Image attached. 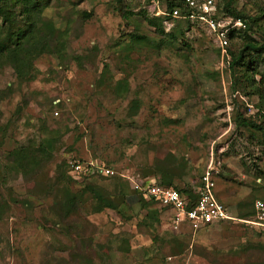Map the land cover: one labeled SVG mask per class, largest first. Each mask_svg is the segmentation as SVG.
Instances as JSON below:
<instances>
[{"label":"rangeland","instance_id":"374dc122","mask_svg":"<svg viewBox=\"0 0 264 264\" xmlns=\"http://www.w3.org/2000/svg\"><path fill=\"white\" fill-rule=\"evenodd\" d=\"M123 3L134 13L149 5ZM117 7V0H53L42 16L61 30L71 25L68 56L82 60L63 66L44 55L34 63L35 80L24 84L11 69L0 70V264H264V236L250 225L226 222L199 235L177 234L156 215L151 229L142 221L158 208H142L134 195L120 212L98 214L86 199L76 215L58 222L52 197L37 194L41 181L8 159L43 124L60 121L68 132L61 128L60 148L44 170L47 184H55L56 165L69 159L142 177L170 154L187 161L172 172L180 187L195 185L211 164L215 196L234 216L239 204L244 212L253 199L264 202V92L245 84L234 91L227 64L242 36L229 39L226 58L206 26L176 20L175 39L160 44L153 29L137 16L124 21ZM234 7L252 18L264 13V0H238ZM228 17L236 19L220 12ZM133 31L149 43L130 45ZM251 37L264 42L260 32ZM120 81H126L123 95L114 91ZM237 115L260 129L237 124ZM69 186L82 192L84 184L73 179Z\"/></svg>","mask_w":264,"mask_h":264},{"label":"trees","instance_id":"16d2710c","mask_svg":"<svg viewBox=\"0 0 264 264\" xmlns=\"http://www.w3.org/2000/svg\"><path fill=\"white\" fill-rule=\"evenodd\" d=\"M145 1L149 3V0ZM160 1L162 9L166 13H172L174 9H179L181 12L185 10L182 4L173 0ZM237 1L219 0L217 6L218 18H220L221 12L242 21L250 20L248 25L246 23V29L242 33L234 32L229 35L230 40H233L234 35L237 34L238 38L242 36L244 41L243 46L237 53L229 52L228 70L232 80V88L235 91L237 87H241L243 84L246 85L245 87L255 86L256 92L261 94V92H264V42L258 45L252 39L251 34L257 31L264 38V26L259 25L260 21H264V13L260 11L259 16L255 15L250 18L242 11L235 9L234 3ZM52 2L53 0H0V70L4 68L11 69L15 80L19 84L30 83L35 80L38 70L35 68L34 63L44 55L55 56L63 66L69 58L74 59L76 62L82 60V57L68 56V34L72 31L71 25L61 30L56 28L51 20L42 16ZM117 4V12L124 21H130L136 16L139 17L150 29L154 30L153 32L160 44L163 43L164 39H175L174 27L169 32H165L163 28V22L170 20L169 17L151 16L147 13V8L134 13L132 6L124 4L123 0H117ZM79 17L89 18V14L81 13ZM185 23L191 25L189 22ZM128 37L130 45L149 43L146 37L135 31L131 32ZM256 77H258L257 81ZM6 90L10 93L12 85L7 86ZM114 91L115 93L121 92L123 95V92H126V81L117 83ZM131 104V112H136L138 101H132ZM236 121L237 124L244 127L252 126L260 129L252 121L242 119L240 115L236 116ZM60 125V121L52 126L43 124L39 136L28 141L26 145H21L8 153V159L15 164L23 176L41 181L42 184L38 188L37 194L42 198L45 196L52 197V210L59 220L58 222H65L70 216L76 215L81 206L85 204L86 199H89L92 204L93 214L106 210L120 212L121 207L126 205V198L130 195L137 197L138 204L144 209L148 205H157L151 200L144 199L142 195L129 188L128 182L119 176L102 177L92 175L84 177L82 179L84 184L82 192H75L69 186L73 178L69 173L66 161L56 165L54 172L55 184H47L44 170L52 162L57 149L60 148L63 132H68V128ZM61 128L64 129L63 132H61ZM186 164L187 161L179 163L174 156L169 154L160 165L152 166L144 172L142 177L136 175V178L142 181L153 179L164 188L178 191L181 197L192 199L195 197L192 192L193 185L183 184L181 187L176 185V179L180 178L172 173L178 169L182 171L181 169L186 167ZM133 176L135 177V175ZM199 180L195 183L196 186L200 184ZM255 201L253 199L249 205L245 204L247 210L244 212L242 211V204H239L237 216L233 215L230 208H226L233 218L248 221L254 216ZM161 211V209H156L154 215H147L142 221L143 224L146 227L150 224L151 229H153L151 222H159L156 215L159 216ZM238 223L246 225L242 222Z\"/></svg>","mask_w":264,"mask_h":264},{"label":"built area","instance_id":"2783aa9c","mask_svg":"<svg viewBox=\"0 0 264 264\" xmlns=\"http://www.w3.org/2000/svg\"><path fill=\"white\" fill-rule=\"evenodd\" d=\"M182 4L184 12L174 9L172 13H166L161 6L160 0H149L147 10L154 17H169L170 20L163 22L165 32L174 27V21H184L191 24H203L213 34L222 56L228 58L226 49L229 43V35L236 30H244L246 21L241 19L218 18L216 0H173ZM228 64V63H227ZM67 166L71 177L75 180H82L84 177L98 175L102 177L119 176L125 179L130 188L142 195L146 200H151L160 208L167 210L170 216L167 220V228L173 233H182L187 230L196 233L203 227L221 222H242L257 230V233L264 236V202H254V216L248 221L233 218L227 208L215 196L213 166L208 165L203 172L199 185H193L192 192L195 196L192 199L183 198L179 192L164 188L155 180L142 181L129 173H119L114 168L100 161H80L75 159L67 160ZM191 186V185H190ZM195 186V187H194Z\"/></svg>","mask_w":264,"mask_h":264},{"label":"crops","instance_id":"0c3cea01","mask_svg":"<svg viewBox=\"0 0 264 264\" xmlns=\"http://www.w3.org/2000/svg\"><path fill=\"white\" fill-rule=\"evenodd\" d=\"M156 207L158 208V209H161L162 211L160 212V214H159V217H164L165 219H166V225H167V220H168V218H169V216H170V213L167 211V210H165V209H163V208H160L159 206H157L156 205ZM224 224H226V222H221V223H215V224H212V225H210V226H207V227H203V228H201L199 231H197L196 233H197V235H199L200 233H202V232H204V231H206V230H209L210 228H213V227H218V226H222V225H224ZM167 227V226H166ZM185 231H187V230H185ZM257 233V232H256ZM259 235V234H258Z\"/></svg>","mask_w":264,"mask_h":264}]
</instances>
